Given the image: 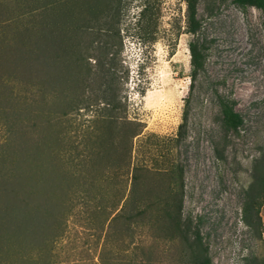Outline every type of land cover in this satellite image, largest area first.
<instances>
[{
    "label": "rangeland",
    "instance_id": "obj_1",
    "mask_svg": "<svg viewBox=\"0 0 264 264\" xmlns=\"http://www.w3.org/2000/svg\"><path fill=\"white\" fill-rule=\"evenodd\" d=\"M198 4L194 36L186 0H0V178L12 168L3 154L18 159L25 136L58 138L69 170L84 175L66 190L57 221L42 220L7 254L0 242V264H30V255L33 264H192L164 220L163 209L180 199L211 264H264L256 184L264 175V11L235 0ZM196 39L206 62L194 80ZM220 97L234 99L244 118L237 134L220 125ZM109 116L122 134L136 127L127 147L121 134L110 146L102 129ZM119 155H128L129 169L117 172ZM134 167L137 205L148 212L114 221ZM252 186L261 227L250 228L242 208Z\"/></svg>",
    "mask_w": 264,
    "mask_h": 264
},
{
    "label": "trees",
    "instance_id": "obj_2",
    "mask_svg": "<svg viewBox=\"0 0 264 264\" xmlns=\"http://www.w3.org/2000/svg\"><path fill=\"white\" fill-rule=\"evenodd\" d=\"M198 1L186 0L188 32L194 36L202 29V22L198 18ZM235 3L241 8L255 7L264 11V0H235ZM204 49L199 39L189 44L191 66L193 68L192 78L194 80L205 69L206 55ZM43 104L46 107L48 102L45 101ZM219 106V120L222 129L227 134L239 133L244 127L245 122L241 113L236 109V101L234 99L220 97ZM111 108V110H115V108L117 109L119 107L115 104ZM113 118L109 116V125L102 128L106 131L107 136H109L110 146H113L114 138L118 134H121V138L126 142L124 144H127V147L130 138L132 139L138 134L136 127L131 132V135L128 134V131L122 134L119 132L121 130L117 131L116 128L113 129ZM111 119L112 122H110ZM21 141L19 144L21 148L18 149V159L15 158L14 161H11L7 158V152L3 154V158L1 159V162L12 166L0 178V242L4 240L3 242L7 250L5 251L6 254L13 247L20 245L24 241L21 240L22 236L24 239L28 236L34 237L39 222L46 220V218L57 221L63 216V206L68 198L66 190L74 181L78 183L84 177L81 168L76 170V172H71V169L69 170V162H65L60 156V150L54 147L55 143L58 142V138L54 141L53 138L48 136H41L36 141V139L32 140V138L25 136ZM107 144H105V147ZM8 146L6 148L7 150L11 148ZM124 152L125 154L128 153L126 149ZM121 155L116 158L115 162L117 172H121L126 167L129 169L131 164L130 161L126 160L128 155L127 157L126 155L121 157ZM20 162H23L25 165L28 163L26 169L22 170ZM83 162L85 160L78 164L79 167L83 165ZM140 170L141 168L138 167L133 168V189L127 198L124 194L119 197V201L113 206V212L118 211V213L112 220L117 221L126 217L129 223H133L148 212V208H139L137 205L138 198L135 195L137 183L141 180V176L139 175ZM100 175L104 181L106 174L103 172ZM256 184L260 186V190L264 193V175L259 174ZM253 187L247 190L246 199L242 208L244 222L250 228L261 227L260 217L257 215L254 220L251 215L252 203L254 199H259L260 197V195H251L254 191ZM86 198L85 196L83 197V199ZM163 213L164 220L171 226V231L178 233L183 244L188 247L192 257V264H211L209 248L204 243L200 231L198 229L193 230L189 221L183 219L182 199L173 206L167 205L163 209ZM3 250L5 249L0 247V258H3ZM30 256L27 258L28 263L30 260V264H33L32 261L35 260L34 256ZM54 263L51 261V264ZM124 264L127 263L124 262Z\"/></svg>",
    "mask_w": 264,
    "mask_h": 264
}]
</instances>
